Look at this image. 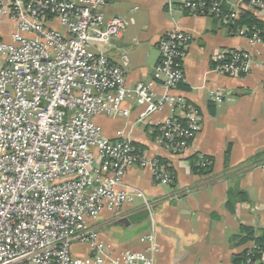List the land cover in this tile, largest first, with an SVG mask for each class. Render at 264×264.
Instances as JSON below:
<instances>
[{"label":"built area","instance_id":"2783aa9c","mask_svg":"<svg viewBox=\"0 0 264 264\" xmlns=\"http://www.w3.org/2000/svg\"><path fill=\"white\" fill-rule=\"evenodd\" d=\"M111 1L0 0V264H156V202L125 177L135 165L150 168L157 183L170 185L174 175L129 139L105 137L96 118L128 115L124 103L132 97L143 109L139 121L158 129L156 143L187 154L202 121L200 110L177 92L191 36L176 28L163 37L151 79L129 88L127 55L113 63L103 48L127 26L123 17L107 15ZM238 2L264 13V0ZM183 8L224 23L239 16L218 1L184 0ZM6 21L15 26L8 40L1 29ZM240 34L264 43L257 32ZM215 61L218 74L240 77L252 53L221 51ZM210 98L220 102L223 95L211 90ZM132 191L148 210L150 231L141 237L146 249L114 252L93 224L104 211L120 216ZM75 244L87 245L90 255L74 256Z\"/></svg>","mask_w":264,"mask_h":264},{"label":"crops","instance_id":"0c3cea01","mask_svg":"<svg viewBox=\"0 0 264 264\" xmlns=\"http://www.w3.org/2000/svg\"><path fill=\"white\" fill-rule=\"evenodd\" d=\"M112 0L105 8L109 17H124L126 30L110 45L103 46L113 63L120 55L129 59L127 86L150 80L160 61V40L178 28L191 36L183 61L185 81L177 92L201 113V130L185 155H176L156 143L155 128L139 121L143 109L134 98L124 103L128 115L98 116L104 136L123 137L142 149L149 157L168 162L176 175L174 185L157 183L150 168L132 166L125 182L143 192L155 203L157 242L160 251L156 264H233V256L254 247L253 241L242 243L241 228L254 229L255 236L264 230V43H251L239 30L234 31L212 15H195L183 8L184 0ZM239 15L254 12L264 21V13L253 11L238 0H220ZM1 29L9 39L14 23L6 21ZM243 49L252 53L247 74L230 77L218 74L215 58L221 51ZM222 93L223 100L213 101L210 91ZM158 88V92H161ZM168 115L155 114V118ZM212 159L209 173H196L192 160L196 156ZM247 193L248 201L231 191ZM182 193L179 200L170 196ZM233 203H232V202ZM144 198L138 191L120 216L104 211L93 228L100 239L111 244L114 252L124 249L144 250L141 237L150 231L147 217L128 222L131 214L143 211ZM86 246L85 257L90 255ZM80 245L72 248L80 255ZM255 264H264V256Z\"/></svg>","mask_w":264,"mask_h":264},{"label":"trees","instance_id":"16d2710c","mask_svg":"<svg viewBox=\"0 0 264 264\" xmlns=\"http://www.w3.org/2000/svg\"><path fill=\"white\" fill-rule=\"evenodd\" d=\"M207 1H218L221 3L222 8L226 12H230L228 8L225 7V5L220 1V0H207ZM189 11V10H188ZM255 11V9L253 10ZM215 17V16H213ZM217 18V17H215ZM220 20L219 18H217ZM221 21V20H220ZM222 22V21H221ZM224 25L229 26L232 30L238 31L239 29L244 30L248 34H253L255 32L259 33V36L264 40V21L258 17L257 14L254 12L250 11H245L243 14L239 15L238 18L234 22L230 23H224ZM239 30V32L241 31ZM218 65L216 63L215 67ZM181 85V84H180ZM179 85V87H180ZM156 132V137L159 133L158 129L155 128ZM134 146H136L133 143ZM137 147V146H136ZM139 148V147H137ZM140 149V148H139ZM142 150V149H140ZM208 159L207 165L202 166L200 163L203 162L202 158L200 156L192 157L190 158L192 160V165H193V170L196 173H209L211 171L212 167V159L209 157H205ZM159 161L162 165H164L170 172L173 173V180L170 185H174L176 181V175L173 169L168 165V162L162 158H159ZM231 198H233V201L235 202L237 198L242 201H248V195L246 192L241 191V190H233L231 191ZM232 202V201H231ZM233 203V202H232ZM242 235L240 237V241L242 243L248 242V241H253L254 242V247L251 249H247L241 254H237L233 256V264H248V258L252 256L253 258V264H255L257 261H259L261 258H263V251H264V230L259 236H255L254 229L251 227L243 226L241 228Z\"/></svg>","mask_w":264,"mask_h":264},{"label":"water","instance_id":"95a60500","mask_svg":"<svg viewBox=\"0 0 264 264\" xmlns=\"http://www.w3.org/2000/svg\"><path fill=\"white\" fill-rule=\"evenodd\" d=\"M147 216H148V210L147 209H144L141 212H138V213H134V214L129 215L127 217V220H128V222H133V221H135L137 219H142V218H145Z\"/></svg>","mask_w":264,"mask_h":264},{"label":"rangeland","instance_id":"374dc122","mask_svg":"<svg viewBox=\"0 0 264 264\" xmlns=\"http://www.w3.org/2000/svg\"><path fill=\"white\" fill-rule=\"evenodd\" d=\"M123 1H126V0H123ZM134 4H133V2L130 0L129 2H127V3H125L124 2V4H123V6L125 7V8H127V9H129L131 6H133ZM124 18V17H123ZM125 19V18H124ZM251 66V65H250ZM78 245H80V255L81 256H84L85 255V251H86V246L85 245H83V244H78ZM85 257V256H84Z\"/></svg>","mask_w":264,"mask_h":264}]
</instances>
